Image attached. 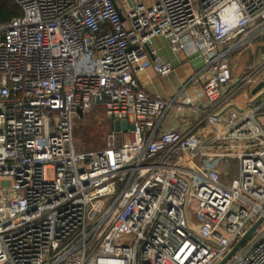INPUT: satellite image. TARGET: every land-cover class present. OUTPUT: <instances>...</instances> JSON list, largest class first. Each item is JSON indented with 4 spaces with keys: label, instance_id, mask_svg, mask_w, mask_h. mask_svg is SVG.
<instances>
[{
    "label": "built area",
    "instance_id": "1",
    "mask_svg": "<svg viewBox=\"0 0 264 264\" xmlns=\"http://www.w3.org/2000/svg\"><path fill=\"white\" fill-rule=\"evenodd\" d=\"M15 1L23 14L0 22V264L218 263L264 217L263 110L234 105L264 59L237 77L230 62L264 38V0ZM155 38L203 63L171 100L138 78L174 70ZM97 105L132 129L77 150L79 111ZM173 109L190 120L162 128ZM229 264H264V220Z\"/></svg>",
    "mask_w": 264,
    "mask_h": 264
},
{
    "label": "crops",
    "instance_id": "2",
    "mask_svg": "<svg viewBox=\"0 0 264 264\" xmlns=\"http://www.w3.org/2000/svg\"><path fill=\"white\" fill-rule=\"evenodd\" d=\"M150 47L157 51V55L162 61L172 62L174 70L169 75L162 76L152 69H148L141 74L139 73V81L149 93L171 100L177 94L183 92L184 85L203 68V63L199 59L201 62L199 64H194L195 58H189L185 53L174 54L167 41L163 38L153 39L150 42ZM232 59L233 58L230 59V62ZM186 91L191 93L192 85L187 86ZM191 95L193 94L191 93ZM234 101V105H237L241 110L256 107L261 108L263 112L259 115V121L264 127V82L249 87L247 90L237 95ZM182 119L183 117H180L173 109L164 118L162 128L174 129L177 128V126H186L190 119L184 124L182 123ZM113 124H115V122H113Z\"/></svg>",
    "mask_w": 264,
    "mask_h": 264
},
{
    "label": "rangeland",
    "instance_id": "3",
    "mask_svg": "<svg viewBox=\"0 0 264 264\" xmlns=\"http://www.w3.org/2000/svg\"><path fill=\"white\" fill-rule=\"evenodd\" d=\"M231 58H233L231 62L234 67V75L236 77L241 72L249 71L250 69L255 67L257 63L260 62V60L264 59V38L256 39L253 43L248 44L245 49L241 50L240 52H236L235 55H232ZM200 62L201 61L199 59L194 60V64H199ZM95 108L96 109L94 113L96 114L95 120L97 124H99V122H104V124L101 126V129L98 126L91 128L88 122L82 123L81 121H79L82 115H78V117L76 118V127L77 125L84 126V129L77 136L75 132V145L77 150L87 151L102 148L107 145V136L111 131L110 124L112 123V121L107 117L105 113L103 114L102 111L97 110L104 109L101 105H97ZM80 145L83 146V148H81ZM235 171L237 172L236 169ZM255 238L253 240H255Z\"/></svg>",
    "mask_w": 264,
    "mask_h": 264
},
{
    "label": "trees",
    "instance_id": "4",
    "mask_svg": "<svg viewBox=\"0 0 264 264\" xmlns=\"http://www.w3.org/2000/svg\"><path fill=\"white\" fill-rule=\"evenodd\" d=\"M22 14H23V10L21 9V7L18 5V3L15 0H0V22H2L3 24L9 23L13 18L19 17ZM95 107L90 112H87L84 115H82L79 121H81L82 123L88 122L91 128L98 126L101 129V126L104 124V122H99V124H97L95 120L96 114L94 113L96 109ZM97 110L102 111L103 114L105 113L104 109L103 110L97 109ZM110 125H111L110 130H113L114 128L113 122ZM83 129H84V126L77 125L75 129L76 136L79 135V133L82 132ZM80 147L83 148V146L81 145ZM92 150H95V149H92Z\"/></svg>",
    "mask_w": 264,
    "mask_h": 264
},
{
    "label": "water",
    "instance_id": "5",
    "mask_svg": "<svg viewBox=\"0 0 264 264\" xmlns=\"http://www.w3.org/2000/svg\"><path fill=\"white\" fill-rule=\"evenodd\" d=\"M79 115H83L82 110L79 111ZM114 128L116 131H120L121 129L126 131L128 129H132V125H129L126 121L120 122L115 121ZM264 217L261 216L258 220L253 223L245 232V234L235 243V245L231 248V250L227 253V255L222 258L216 264H227L233 257V255L238 252L246 242L254 235V233L258 230L260 225L262 224Z\"/></svg>",
    "mask_w": 264,
    "mask_h": 264
}]
</instances>
